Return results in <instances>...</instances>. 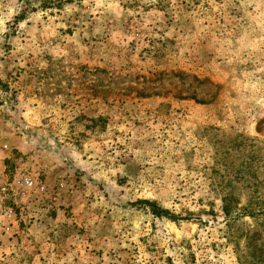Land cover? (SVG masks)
<instances>
[{"label": "rangeland", "instance_id": "obj_1", "mask_svg": "<svg viewBox=\"0 0 264 264\" xmlns=\"http://www.w3.org/2000/svg\"><path fill=\"white\" fill-rule=\"evenodd\" d=\"M250 211L264 0H0V264H264Z\"/></svg>", "mask_w": 264, "mask_h": 264}, {"label": "trees", "instance_id": "obj_2", "mask_svg": "<svg viewBox=\"0 0 264 264\" xmlns=\"http://www.w3.org/2000/svg\"><path fill=\"white\" fill-rule=\"evenodd\" d=\"M225 214L226 215H229V213H230V209L229 208H227V207H225ZM249 213H251V215L253 214H262V215H264L261 211L260 212H249ZM153 214L155 215V216H157V217H162V216H167V217H170L169 216V212H165V211H163V210H158V209H156L155 207H154V211H153ZM174 219V218H173ZM256 236H248L247 238H248V242H247V248H248V250H249V252H250V256H252L253 257V259L254 260H257V261H263L264 260V247H259V246H257V244H256V238H255Z\"/></svg>", "mask_w": 264, "mask_h": 264}, {"label": "built area", "instance_id": "obj_3", "mask_svg": "<svg viewBox=\"0 0 264 264\" xmlns=\"http://www.w3.org/2000/svg\"><path fill=\"white\" fill-rule=\"evenodd\" d=\"M33 186V182L30 178H23L21 180V187L22 188H31Z\"/></svg>", "mask_w": 264, "mask_h": 264}]
</instances>
